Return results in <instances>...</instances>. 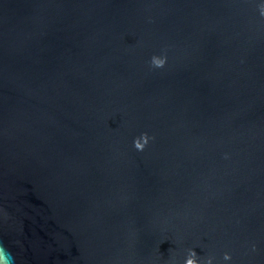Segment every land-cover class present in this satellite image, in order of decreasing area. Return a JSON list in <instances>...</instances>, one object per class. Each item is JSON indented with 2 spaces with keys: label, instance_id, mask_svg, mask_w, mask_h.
<instances>
[{
  "label": "water",
  "instance_id": "1",
  "mask_svg": "<svg viewBox=\"0 0 264 264\" xmlns=\"http://www.w3.org/2000/svg\"><path fill=\"white\" fill-rule=\"evenodd\" d=\"M262 3L0 0L10 264H264Z\"/></svg>",
  "mask_w": 264,
  "mask_h": 264
},
{
  "label": "clouds",
  "instance_id": "2",
  "mask_svg": "<svg viewBox=\"0 0 264 264\" xmlns=\"http://www.w3.org/2000/svg\"><path fill=\"white\" fill-rule=\"evenodd\" d=\"M260 15L264 16V3L260 4L259 6ZM167 62V56L165 55H153L150 60V64L154 68H163ZM151 138L149 137L148 133H141L140 136L136 137L133 141V146L138 151H142L146 145L148 144L149 140ZM198 254L194 249L188 250V255L186 256L184 260V264H200V261L198 260ZM10 258L15 259V257L12 256L11 251L5 247L4 245L0 244V260L3 261V264H10ZM223 259L225 261H228L231 259V254L228 252H225L223 255ZM212 257H207L205 264H212Z\"/></svg>",
  "mask_w": 264,
  "mask_h": 264
}]
</instances>
